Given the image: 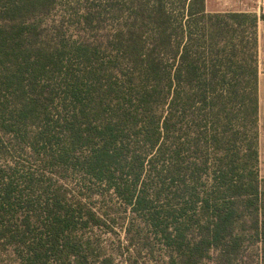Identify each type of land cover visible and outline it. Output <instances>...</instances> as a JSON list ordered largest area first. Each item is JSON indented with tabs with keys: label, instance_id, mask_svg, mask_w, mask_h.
I'll list each match as a JSON object with an SVG mask.
<instances>
[{
	"label": "trees",
	"instance_id": "obj_1",
	"mask_svg": "<svg viewBox=\"0 0 264 264\" xmlns=\"http://www.w3.org/2000/svg\"><path fill=\"white\" fill-rule=\"evenodd\" d=\"M259 18L0 0V264H264Z\"/></svg>",
	"mask_w": 264,
	"mask_h": 264
},
{
	"label": "crops",
	"instance_id": "obj_2",
	"mask_svg": "<svg viewBox=\"0 0 264 264\" xmlns=\"http://www.w3.org/2000/svg\"><path fill=\"white\" fill-rule=\"evenodd\" d=\"M220 11H213L218 13ZM237 12H251L239 10ZM256 13V12H255ZM260 17L259 13H256ZM257 37V101H258V150H259V174H264V19H258L256 28Z\"/></svg>",
	"mask_w": 264,
	"mask_h": 264
},
{
	"label": "rangeland",
	"instance_id": "obj_3",
	"mask_svg": "<svg viewBox=\"0 0 264 264\" xmlns=\"http://www.w3.org/2000/svg\"><path fill=\"white\" fill-rule=\"evenodd\" d=\"M206 10L218 13L250 10L247 13L264 15V0H206ZM260 177L264 178V174L260 173Z\"/></svg>",
	"mask_w": 264,
	"mask_h": 264
}]
</instances>
